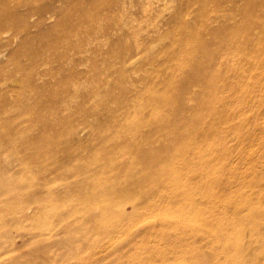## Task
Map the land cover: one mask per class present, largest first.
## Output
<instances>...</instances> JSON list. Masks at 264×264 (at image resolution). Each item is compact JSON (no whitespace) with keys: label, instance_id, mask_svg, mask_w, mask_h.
<instances>
[{"label":"bare ground","instance_id":"bare-ground-1","mask_svg":"<svg viewBox=\"0 0 264 264\" xmlns=\"http://www.w3.org/2000/svg\"><path fill=\"white\" fill-rule=\"evenodd\" d=\"M160 1L162 0H45L36 5L35 2H39V0H0V63L5 58L12 61L20 55L29 54L31 47L36 45L40 46L36 49L45 51L47 54L42 63L49 69L52 67L48 73L45 72L47 77L45 74L38 77L42 74L40 72L37 74V71L28 74L21 90L23 95L21 94L20 97L18 95V99L14 103L15 106L10 108L0 106L2 113L9 112L14 108H27L28 100L35 96L39 100L31 108L32 111L35 109L39 113L52 114L51 120L55 124L54 126L56 124L70 126V122L76 116H74L71 99L79 93V90L77 91L75 88L77 84L81 83L83 73L77 69L82 63L84 52L103 48H107L109 51L110 49L125 48L126 51L122 53L121 59L123 63H126L134 60L142 48L162 44L167 36L166 27L169 23L160 19L159 11L155 9L154 13H157L154 16L153 25L149 29L140 20L141 15L146 13L151 5L157 6ZM219 1L227 4L224 7L231 5V9L223 8L221 13L215 10L214 17H208L204 21L205 23L203 22L197 28L203 36L206 33L212 38H216L214 44L217 45L222 40L228 26L222 19L229 16L228 13L238 14L241 12L239 0H214V2ZM253 12L264 13V9L257 6ZM203 36L187 35L182 40L172 41V44L203 48L207 44L213 43L202 38ZM225 61L226 59L223 57L221 62H224V66L229 67V71L234 77L242 74L236 71L233 65H227ZM197 65L194 68L187 66L188 69L183 71L186 72L187 79L181 83L179 93L174 99L169 98L167 94L150 91L142 96L136 95L135 92L125 94L119 109L128 110L130 113L131 111H140V113L152 111L148 120L143 122L136 119L127 121L125 129L115 135L103 133L105 131L103 130L104 124L106 123L110 128L113 117L105 119V123L98 122L97 125L92 122L89 124L91 135L95 137L99 146H96L90 154H86L83 146L79 145L76 153L66 152L67 164L51 168L54 177L52 183L56 185L63 183L61 186H56L59 189H55L53 184L47 182L39 181L40 183H37L34 180H29L28 185L33 186L35 190L39 189L40 192L35 191L28 198L19 194L17 199L21 197L22 202L24 199L30 200L39 208L50 206L53 211H65L67 214L57 219L66 223L75 222L74 225L72 223L71 228L66 230L67 234L63 241L52 243L46 249L42 248V251H52L56 246H62L68 250L72 248L76 255L84 251V214L91 213L94 207L103 209L104 213L102 210L100 212L103 215L104 223L107 224H110V220L118 213L114 218L117 219L114 220L118 221L117 224L112 226L111 222L110 225L113 228L109 227L113 229V232L117 230L124 232L123 228L120 229L121 225L134 221L128 213H125L124 204L129 203L134 211L150 212L156 219L154 221L158 220L159 224L161 223L159 235L161 241L156 247L157 256H155L159 258V262L157 263L155 259L156 264H227L232 259L235 260L241 256L257 255L258 257L260 250L255 251L256 247L253 244H248L249 241L246 243L244 239L256 237L260 243L264 241V184H258L254 189L240 190L241 192H220L212 189L206 190V192H195L192 191V188L187 187L191 182L189 176L194 173L190 170L191 174L188 177H184L182 174L185 169L193 167V164L188 162L190 155H203L202 151L199 148H194L188 140L200 141L205 138L203 127L207 121L206 116L198 114L191 124H187L183 107L181 104L179 106L181 94L187 91L186 84L189 82L213 86L216 75L221 73V69H219L215 75L207 76L206 64L201 62ZM35 75L38 79H43L42 83L34 85V80L37 79ZM60 90L63 91L62 94ZM12 97L10 98L12 99ZM256 99L258 109L255 115L257 130L254 134L255 145L258 146V149H264V86L256 93ZM228 106L231 107V105ZM199 107L201 110L204 107L208 110H215L205 97L199 101ZM85 109L84 106H80L78 111L86 115L87 109ZM167 110L171 114L174 113L176 117L170 113L167 114ZM88 112L94 115L97 111L95 108L94 110L88 109ZM229 118L230 116L225 119ZM86 127L83 126L82 129ZM79 128L72 127L71 137L74 141L80 138ZM44 135H42L43 139H39L40 141L45 140ZM155 143H159V145L155 147ZM29 144L30 148H41L38 141ZM44 145L46 146V144ZM203 158L205 159L201 167L208 160V157L206 158L204 155ZM31 161L26 166L28 169L41 166L38 164L40 163L38 160L34 161L33 158ZM199 170H197L198 174ZM121 172L124 173L123 176L128 181L114 185L113 176L119 177ZM73 178L76 180L73 181ZM42 189L48 191L46 197L41 192ZM10 190L12 188L8 185V179L3 176V173H0V193L8 194ZM69 199L72 202H69ZM167 199H171V202L176 205L172 207L166 205L164 210L161 206ZM116 210L117 212L114 213ZM97 216L99 217V215ZM39 217L41 218V216ZM98 217L96 220H99ZM94 226L96 228L98 224ZM101 227L107 229L102 225ZM100 228L96 229L100 230ZM145 228L147 227L145 226ZM145 228L143 227L142 230ZM148 231L150 232V230ZM129 232L132 231L129 230ZM155 232H152L153 235ZM96 233L98 234V232ZM101 233L104 232L101 231ZM121 233L119 232V234ZM106 234L111 236L113 233L106 230ZM149 237L148 234L144 235L146 239ZM107 238L109 239V237ZM124 240L116 242L113 240L115 244L113 242L114 245L108 249H112L114 252L120 251L119 243L121 242L119 241L123 243ZM144 244L137 250L149 253V255L147 254L149 257L139 261L134 260L133 264L150 262L152 250ZM136 245L133 247L136 248ZM89 246L88 250L89 248L91 250L93 246L98 247L96 243L92 247ZM103 250L99 249V253ZM106 250L107 248L104 252ZM94 252L98 253L96 251L92 253L94 254ZM135 252L137 251L135 250ZM93 259L77 260L75 264H103L102 260L104 259L96 257L97 262L95 258ZM151 260L153 261V259ZM150 264L152 263L150 262ZM234 264H240L239 259ZM248 264H255V261L251 259Z\"/></svg>","mask_w":264,"mask_h":264},{"label":"rangeland","instance_id":"rangeland-1","mask_svg":"<svg viewBox=\"0 0 264 264\" xmlns=\"http://www.w3.org/2000/svg\"><path fill=\"white\" fill-rule=\"evenodd\" d=\"M43 1L45 0H39L35 4ZM238 4L241 8L240 13H228L229 16L222 19L228 26L218 45L214 44L216 38H212L206 33L203 36L197 28L208 17L213 18L215 10L221 13L223 8L231 9V5L224 7L227 4L222 1L214 2V0H162L157 6L151 5L140 18L142 24L149 29L152 27L154 16L157 13H154L155 9L159 11L160 19L169 23L166 27L167 36L162 44L142 48L134 60L126 63H123L121 59L122 53L126 51L125 48L110 49V51L103 48L84 52L82 63L77 69L83 73L81 83L77 84L75 88L77 91L79 90V93L71 99L74 116H76L70 122V126L64 124L54 126L55 124L51 120L52 114L39 113L35 109L32 111L31 108L39 100L35 96L28 100L27 108H14L11 109L12 112L6 113H2L0 110V173H3V176L8 179V185L12 188L8 194L0 193V264H75L77 260H90V258L92 260L95 258L96 262L97 259H104L102 260L103 264H133L134 260L139 261L149 257V253L137 250L144 243L151 248L152 255L156 254L150 256V262L152 264H156L155 261L159 262V258L155 256H157L156 247L161 241L159 237L161 223L159 224L158 220L154 221L156 219L150 212L134 211L129 203L124 204L126 212H123L128 213L134 221L121 225L120 229L123 228L124 232L120 230L113 232L112 226L118 222L114 221L117 220L114 219L118 215L117 210L114 211L117 215H114L110 220L111 226L109 223H104L102 219L103 215L100 210L104 213L103 209L94 207L91 213L84 214V251L76 255L72 248L68 250L62 246H56L48 253L41 249H46L52 243L63 241L67 234L66 230L71 228L75 222L71 221L72 225L70 222L66 223L57 219L65 216L67 214L65 211H53L50 206L39 208L30 200L24 199L22 202V198L17 199V196L23 194L28 198L35 191L40 192L39 189L35 190L33 186L28 185L29 180H34L37 183L43 181L52 185L54 181L53 166L60 167L67 164L65 160L67 151L76 153L80 145L83 146L86 154H90L96 146L98 147L99 144L91 135L90 127H88L92 122L98 125V122L105 123V119L113 117L110 128L106 123L104 124L103 130L105 131L103 133L115 135L125 129L127 121L136 119L143 122L148 120L152 111L144 113L131 111L130 113L128 110L119 109L125 94L135 92L136 95L142 96L150 91L167 94L169 98L174 99L179 93L181 83L187 79L186 72H183L188 69L187 66L194 68L198 66L197 64L204 62L208 70L207 76L215 75L221 69V73L214 79L213 86L189 82L186 84L187 91L181 94L179 106L181 104L183 107L187 124H191L198 114L206 116L207 121L203 127L206 137L200 141L188 140L194 148H199L203 155L208 157V160L201 167L205 159L202 154L189 156L188 162L192 163L193 167L185 169L182 174L184 177H188L191 170L194 175L189 176L191 182L187 187L192 188V191L195 192H206L210 189L220 192H239L240 190L254 189L258 184H264V149H258V146L255 145L256 137L254 138V134L257 132L255 128V115L258 109L256 93L264 86V13L253 12L257 6L264 9V0H239ZM187 35L203 36L202 38L213 43H209L203 48L172 44V41L182 40ZM36 48H40V46L34 45L29 50V54L20 55L12 61L5 58L0 63V106L9 108L15 106L14 103L18 99V95L20 97L22 94L21 90L28 74L37 71V74L38 72L42 74L38 77L44 76V74L46 76V73L52 69L42 63V60L47 56L45 51L42 52ZM223 57L226 59L227 65H233L234 69L242 74L234 77L229 71V67L224 66V62H221ZM36 58H38L37 61H35ZM222 66L224 67L222 68ZM38 77L34 80V85L42 83L43 79L40 80ZM60 92L63 93L61 90ZM9 96H13L12 99ZM202 97H205L216 112L205 109V107L203 110L199 109V101ZM80 106L87 109H85L86 115L78 111ZM95 108L97 112L94 115L88 112V109L94 110ZM77 111L78 114H76ZM166 113L171 114L168 110ZM171 115L176 117L174 113ZM228 116L230 118L225 119ZM81 126L87 127L82 129ZM72 127L75 129L81 127L78 129L80 138L77 141L71 137ZM42 135L45 140L40 141V138L43 139ZM37 141L41 148H30L29 143H37ZM158 145L159 143H155L154 146ZM33 158L34 161L38 160L40 162L38 164L41 166L28 169L26 166ZM197 170H199V174ZM120 175H118L119 177L113 176V181H111L114 185L128 181L123 176L124 173L121 172ZM57 185L61 186L63 183H57ZM57 185L53 184L55 189H59L56 187ZM41 192L44 193V197L48 195L46 189H42ZM68 201L72 202L70 199ZM166 205L172 207L176 203L167 199L161 208L165 210ZM55 212L57 213L54 214ZM81 217L83 219V215ZM97 217L99 220H96ZM100 220L103 221L102 224ZM95 222L98 224L96 228L99 229L102 225L107 229L94 228V225H97ZM51 224L53 225L51 226ZM91 226L98 234L92 232ZM143 227L145 229L142 230ZM106 230L113 234L107 235ZM151 230L152 232L156 231L154 235ZM119 232L122 233L119 234ZM145 234H148V237L150 234V237L144 238ZM109 240L110 242L112 240L111 245ZM113 240H124L123 243L122 241L118 242L120 251L114 252L112 249H108L115 244L116 241ZM244 241L246 243L249 241L248 244H253L256 247L255 251L260 250L261 252L258 251L260 253L258 257L257 255L241 256L238 258L240 264H248L251 259L255 261V264H264V256H262L264 255V251H262L264 241L260 243L256 237H247ZM95 243L98 247L93 246ZM133 245H136V248ZM88 246H93L91 250L98 253L94 252V255L90 248V251L88 250ZM104 248H107L105 252ZM99 249L100 251L104 249V254L103 252L99 253ZM238 259H232L227 264H234Z\"/></svg>","mask_w":264,"mask_h":264}]
</instances>
